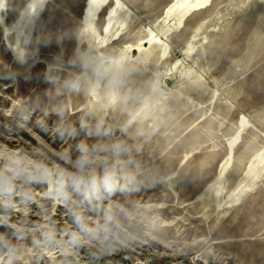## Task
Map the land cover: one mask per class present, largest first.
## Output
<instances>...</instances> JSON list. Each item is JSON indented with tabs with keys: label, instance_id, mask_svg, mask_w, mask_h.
Wrapping results in <instances>:
<instances>
[{
	"label": "rangeland",
	"instance_id": "rangeland-1",
	"mask_svg": "<svg viewBox=\"0 0 264 264\" xmlns=\"http://www.w3.org/2000/svg\"><path fill=\"white\" fill-rule=\"evenodd\" d=\"M29 1L0 26V264H264V0H47L17 41Z\"/></svg>",
	"mask_w": 264,
	"mask_h": 264
},
{
	"label": "bare ground",
	"instance_id": "bare-ground-1",
	"mask_svg": "<svg viewBox=\"0 0 264 264\" xmlns=\"http://www.w3.org/2000/svg\"><path fill=\"white\" fill-rule=\"evenodd\" d=\"M102 0H88L87 10L85 14V25L88 26L89 23L94 20L97 16V11L99 8V5ZM210 0H173L174 7L178 8L180 11L181 18L186 16L190 11H194L200 8L205 7ZM47 0H30L27 4L26 9L22 14L15 20V22L12 25V29L14 30L17 41L28 38L35 20L38 16V13L41 9L44 8L46 5ZM7 0H0V26L3 27V29L11 30L6 25V20L3 16V12L6 6ZM105 4V3H104ZM119 11L118 8L112 9L107 17L106 20V31L105 34H110L112 31V27L115 23V17ZM110 68L113 69V75H115L116 78L121 74L122 68H120L118 65L111 62ZM110 79V78H109Z\"/></svg>",
	"mask_w": 264,
	"mask_h": 264
},
{
	"label": "clouds",
	"instance_id": "clouds-1",
	"mask_svg": "<svg viewBox=\"0 0 264 264\" xmlns=\"http://www.w3.org/2000/svg\"><path fill=\"white\" fill-rule=\"evenodd\" d=\"M97 76H110L109 85L114 86L118 83V80L116 79L115 75H113V69L110 67H102L96 70ZM86 231H92L91 229H86ZM105 232H108L109 230L107 228L104 229ZM107 239V237H105ZM73 244L78 243V240L74 237L72 240Z\"/></svg>",
	"mask_w": 264,
	"mask_h": 264
}]
</instances>
